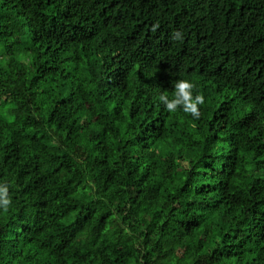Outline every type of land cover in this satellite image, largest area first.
<instances>
[{"label":"trees","instance_id":"obj_1","mask_svg":"<svg viewBox=\"0 0 264 264\" xmlns=\"http://www.w3.org/2000/svg\"><path fill=\"white\" fill-rule=\"evenodd\" d=\"M2 186L0 264H264V0H0Z\"/></svg>","mask_w":264,"mask_h":264},{"label":"clouds","instance_id":"obj_2","mask_svg":"<svg viewBox=\"0 0 264 264\" xmlns=\"http://www.w3.org/2000/svg\"><path fill=\"white\" fill-rule=\"evenodd\" d=\"M155 30V29H154ZM175 39H180L179 34H174ZM175 92L172 98L168 95L161 93L158 100L166 110L169 112H175L178 108H182L185 113H189L192 117L198 119L200 116V106L205 103L204 97L196 94L194 97L192 91L194 84L188 79H180L175 85ZM0 191L3 193L8 192L7 186L0 187ZM12 204L11 198L3 199L0 203V207L7 208Z\"/></svg>","mask_w":264,"mask_h":264}]
</instances>
